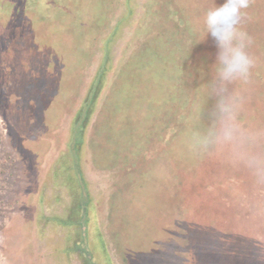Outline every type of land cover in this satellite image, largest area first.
Segmentation results:
<instances>
[{
  "label": "rangeland",
  "instance_id": "obj_1",
  "mask_svg": "<svg viewBox=\"0 0 264 264\" xmlns=\"http://www.w3.org/2000/svg\"><path fill=\"white\" fill-rule=\"evenodd\" d=\"M222 2L57 0L40 64L60 108L20 139L15 99L0 111V264H84L87 248L90 264H264V0L240 26L246 83L215 75L203 18ZM101 67L77 168L88 207L75 213L73 122Z\"/></svg>",
  "mask_w": 264,
  "mask_h": 264
},
{
  "label": "trees",
  "instance_id": "obj_2",
  "mask_svg": "<svg viewBox=\"0 0 264 264\" xmlns=\"http://www.w3.org/2000/svg\"><path fill=\"white\" fill-rule=\"evenodd\" d=\"M14 1L16 4L13 3L12 7L7 5L0 9V37L6 38L5 41H0V87L3 88L2 86H4L5 89L0 97V111L5 112L7 102L10 103L11 100L15 99L11 108L9 123H13L16 125L15 127H19L21 130L16 134V128L11 125L9 136L13 138V135H16V139H20L23 131H25V126L31 124L33 119H41L45 124V121H49L48 114L50 111H54L56 106L60 108L61 105L60 103L57 105L54 94L50 93V87L48 88L51 81H53V76H46L45 72L41 70L40 64L44 55L52 56L51 50L54 46L52 42H57L56 36L59 31L57 14L61 15V12L57 9V0ZM26 13L29 16H27L28 19H22V15ZM64 35L65 39H68L69 31L66 30ZM36 68H38L37 73L34 72ZM103 70L102 67L98 70L95 79L97 82L89 92L87 99L83 101L73 122L74 142L70 148L71 160L68 168L74 171L76 177L75 186H73L72 181L69 185L73 190H77V198L72 199L71 206L75 213H82V211L86 213L88 207L85 201L87 191L77 169L79 167V148L83 130L89 116L92 114L97 92L96 85L99 82V77L103 74ZM43 89H47L50 95L46 94ZM73 221L71 218L66 224L74 225ZM79 239L85 243L86 238L82 232H80ZM85 245H87V242ZM78 249L76 247V250ZM87 249L84 251L86 255L81 254L84 264H90L92 261L88 258L89 250Z\"/></svg>",
  "mask_w": 264,
  "mask_h": 264
},
{
  "label": "clouds",
  "instance_id": "obj_3",
  "mask_svg": "<svg viewBox=\"0 0 264 264\" xmlns=\"http://www.w3.org/2000/svg\"><path fill=\"white\" fill-rule=\"evenodd\" d=\"M249 7L250 0H223L208 9L203 18L204 30L217 48L215 75L225 83L248 82L254 66L247 51L251 38L240 27ZM221 111L230 113L231 109L221 106ZM224 135L227 137L229 133L225 131Z\"/></svg>",
  "mask_w": 264,
  "mask_h": 264
}]
</instances>
